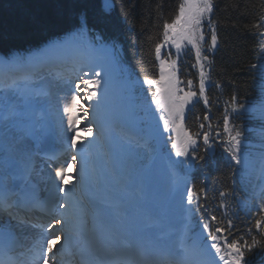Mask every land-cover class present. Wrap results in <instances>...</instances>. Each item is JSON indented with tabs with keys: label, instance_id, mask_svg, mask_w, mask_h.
Wrapping results in <instances>:
<instances>
[{
	"label": "snow or ice",
	"instance_id": "6c2138e0",
	"mask_svg": "<svg viewBox=\"0 0 264 264\" xmlns=\"http://www.w3.org/2000/svg\"><path fill=\"white\" fill-rule=\"evenodd\" d=\"M111 8L110 0H105V15L110 13ZM213 10V0H182L174 19L170 23L167 21L163 23V43H156L154 46L155 57L159 60V78L145 77L143 80L149 91L155 86V91L151 93V102L161 113L163 131L176 134L175 138L171 139V148L175 156L188 158L189 162L196 160L207 162L206 156L195 155L194 149L192 152L189 151L197 141L184 128L185 106L197 97L198 93L192 90V80L187 81V91L179 87L181 81L176 76V60L162 59L161 49L169 43L175 46L177 52L185 43L195 49L196 61L200 68L199 96L208 104L205 81L209 75L204 71L205 65L201 61H207L209 58L206 55L202 56V42H205L202 27L203 22L207 20L211 29V43L207 47L212 51L217 47L218 41L216 26L211 19ZM261 25H264V14L259 16V23L253 27L260 28ZM75 29L71 43L83 58L91 59L94 55L101 54L109 60H114L118 55L119 49L114 39L106 42L103 32L90 30L86 13L79 14L75 20ZM258 35L262 38L258 42V47L264 55V31ZM67 46L69 41L54 42L50 45L54 49ZM2 63L7 68L23 71L31 68L33 61L30 57L15 56ZM90 71L95 79L82 81L83 91L87 94L86 99L96 96V90H90V86L95 85L99 88L101 84V71L95 68ZM23 79L26 81L28 77L25 76ZM76 91L77 93L81 91L79 85L76 86ZM260 93L259 103L250 106L240 103L233 95L230 104L232 112L252 113L264 124V75L261 77ZM0 95L4 96V100L0 101V248L3 249L0 253V264H247L245 250L251 252L257 245L264 246V241H257L255 237L250 244L237 239L229 241L219 235L225 229L220 226L213 228L208 222L200 224L202 233H197L189 227L178 246L163 238L146 243L139 234L129 232L125 235L123 225L115 222V217L122 214L120 203L116 197L109 199L103 196L92 183H88L83 157L79 161L81 163L78 174L81 185L79 195L76 194L75 185L69 189L67 184H63L66 175L69 174L67 164L78 163L76 155L80 132L77 127L78 95H72L70 101L64 104V111L68 114V128L73 132L68 143L72 154L62 166L55 169L53 178L54 184L56 179L61 182L55 187L57 192L64 193L60 197L63 202L60 203L55 194L50 192L49 203L52 206L49 208L48 218L43 222L33 221L28 215L35 205V185L32 181L40 177L33 164L36 153L33 151L32 142L37 140V135L35 126L28 122L31 115L25 104L28 92L19 79L12 77L10 82L4 85ZM84 115L87 116V110ZM204 119L207 120L208 117L205 116ZM200 127L203 128L204 125L201 124ZM83 130L89 135L93 133L92 127H85ZM223 131L227 134V140L224 141L227 147L224 151L237 165L247 166L249 155L244 145V132L240 127L230 124L227 110L223 118ZM209 135V132L203 133V142L207 146L206 153L212 147ZM261 143L264 146V128L261 131ZM259 160L261 179L264 180V150L261 151ZM185 162L172 161L174 166H182ZM185 197L189 205L199 199L194 187L186 188L185 193L181 194V199ZM68 209H73V212H69ZM260 211L264 213V203L260 205ZM89 216L91 227L88 226ZM216 219L214 215L211 217L213 221ZM254 226L255 229L264 232V215L255 220ZM105 247L110 248L111 259L101 255ZM162 249L168 251L161 255Z\"/></svg>",
	"mask_w": 264,
	"mask_h": 264
},
{
	"label": "trees",
	"instance_id": "16d2710c",
	"mask_svg": "<svg viewBox=\"0 0 264 264\" xmlns=\"http://www.w3.org/2000/svg\"><path fill=\"white\" fill-rule=\"evenodd\" d=\"M15 2L22 8L26 6L23 11L25 16L18 11L19 7L12 9ZM45 2L48 5H45ZM114 2L115 9L111 8L110 13L105 15L101 8V0H0V53H9L11 57L23 56V51L42 45L41 38L50 32L54 25L62 27L65 34L72 36L76 30L75 20L80 13H86L90 30L103 32L106 42L114 39L118 45L119 52L115 59H106L107 69L115 70L113 78L117 85L124 89L125 95L133 97L134 102L151 101L152 89L148 91V85L144 84L143 80L145 77L154 79L157 75L156 68L159 64L156 67L157 64L154 62L157 61L153 54L154 46L162 39L163 23L165 21L170 23L171 18L175 16L179 0H114ZM213 2L212 21L216 26L218 41L217 47L208 55L212 56L208 79L214 83L211 88H218L212 91L218 93L217 99L214 100L222 103L217 118L221 120L226 110L228 113L231 107L229 103L231 94L236 95L238 101L246 106L258 104L260 101L262 72L259 71L254 59L259 53L258 42L262 39L258 33L264 31V25L260 28L253 25L259 23V16L264 14V0H213ZM32 5L37 9H31ZM174 53L173 58L176 59L178 53L176 51ZM177 68L181 78L184 73L192 72V61L182 59L178 62ZM233 115L242 122L246 136L250 138L245 143L247 150L250 141L260 136L262 122L248 112L242 111ZM199 133L201 135L202 131ZM215 137L225 139V136L221 135L215 134L213 138ZM212 150L211 147L207 155L211 163ZM216 162V173L220 181L226 185L230 172L220 155H217ZM244 183L249 184V180L244 179ZM246 213L247 203L240 200L236 218L240 220ZM247 229L254 233L252 223H249ZM253 237L249 236L251 242ZM232 239L241 242L244 240L242 234L228 240ZM245 257L247 264H264V246L257 245L251 252L245 250Z\"/></svg>",
	"mask_w": 264,
	"mask_h": 264
},
{
	"label": "rangeland",
	"instance_id": "374dc122",
	"mask_svg": "<svg viewBox=\"0 0 264 264\" xmlns=\"http://www.w3.org/2000/svg\"><path fill=\"white\" fill-rule=\"evenodd\" d=\"M13 6H12V9H14V8H16V7H19V9H18V11L20 12V14H23V11H25V7L24 8H22V7H20V6H18V3H14V4H12ZM45 5H48V4H46V2H45ZM31 7V9H33V8H36L37 9V7L36 6H34V5H32V6H30ZM8 11H10V10H8ZM12 11H14V10H12ZM24 16H25V14H23ZM18 16H19V14H18ZM1 25V24H0ZM64 48H59V49H54V51H56V52H58L59 54H61V52L62 51H66V48H65V50H63ZM54 51H50V52H46V53H53ZM63 53V52H62ZM97 55H100V57H98ZM97 55H94L91 59H87L86 60V62L85 63H88L89 64V62L91 63L92 62V64L90 65V69H92V68H95V70H97V71H101V84H100V86H99V88H97L95 85H91L90 86V90L91 89H95L96 90V96H100V99L99 98H95V100L97 101V102H100L101 103V105H102V108L104 109V111L106 112V116H107V114H108V104H109V102H110V94L112 93L109 89H108V87H107V84H109V81L110 80H107V78H108V76H109V74H110V72L108 73V71H105L104 70V63H103V60H104V58L105 57H103V55H101V54H97ZM75 56H77V58H80V57H82L81 55H79L78 54V52H77V55H75ZM28 57H30V58H32L31 57V55H28ZM90 69H88L87 70V74L89 75V78L88 79H95V77L92 75V73H91V71H90ZM58 81V79H55L54 81ZM54 81H52V82H50L51 84L52 83H54ZM153 88H154V91H155V86H153ZM113 90V89H112ZM51 92H52V90H51ZM50 95V94H49ZM72 95H74V93L73 92H71V96ZM71 96H70V98H71ZM47 98V97H46ZM46 98H39L38 100L40 101V102H42L43 103V100H44V104H45V106H47V100H46ZM94 98V97H93ZM4 100V96L3 95H0V101H3ZM79 101V100H78ZM91 103L89 104L90 105V107H88V110H89V112H93V109H91V104H93V101L91 100L90 101ZM57 104V103H56ZM55 104V110L58 112V113H60V112H62L63 113V111H61V109H60V107H58V106H60V105H56ZM78 106L79 107H81L82 106V101L81 102H79L78 103ZM77 106V107H78ZM49 107V109H50V105L48 106ZM58 107V109H56ZM79 110L80 109H78L77 110V113L79 112ZM155 110V106H151V114H152V111H154ZM60 111V112H59ZM84 112H85V110H84ZM84 112L83 113H79V114H77V116L79 117V126L81 125V126H83V127H86V126H89V124L87 123V116H85L84 115ZM52 114H54V113H52ZM114 114L116 115V117L119 119V120H122L123 118H124V114H126V112L123 114L120 110H119V108H118V106L117 105H115L114 106ZM59 115H61V114H59ZM67 115L68 114H66V115H64V117H63V122L62 123H64L65 125H67ZM160 115H161V113L159 114V119H160ZM161 122H163L162 120H160ZM62 123H57V126H58V124H62ZM87 123V124H86ZM153 127H155L156 128V126H154V124L152 125ZM160 129V126H157V129H155V130H157V131H160L159 129ZM84 129V128H83ZM86 134H88V133H86ZM60 137H61V139H62V137H64L65 136V134L63 133V134H58ZM87 138H90V137H87ZM64 139V138H63ZM91 139V138H90ZM34 148V147H33ZM157 163L158 162H160L161 164H162V158L161 157H158L157 158ZM251 163H252V158L249 156V160H248V162H247V166H245V165H243V169H244V171H246L250 166H251ZM159 168H160V164H158L157 165ZM165 169V168H164ZM172 172H170V174H172V178H170L169 179V183L170 184H173V183H175L176 182V186L179 184V189L180 190H182V189H184V191L186 190V188L187 187H189V184H188V181L185 179V178H183L182 176H180L175 170H171ZM180 206H181V204H180ZM182 206H183V204H182ZM180 209V208H179ZM190 227V225L188 226V228Z\"/></svg>",
	"mask_w": 264,
	"mask_h": 264
},
{
	"label": "bare ground",
	"instance_id": "6f19581e",
	"mask_svg": "<svg viewBox=\"0 0 264 264\" xmlns=\"http://www.w3.org/2000/svg\"><path fill=\"white\" fill-rule=\"evenodd\" d=\"M73 58H74V56H73ZM49 67L50 66H46L45 68L47 69ZM37 73L38 74H43V72L41 70H38ZM45 76H46V79L44 78ZM42 78H44L43 81L46 82V84H43L42 83L43 84V86H42L43 93H47V94L49 93L50 94L46 98V100H47V106H44V107H48L50 105V112H51V114L54 113V116H55L57 122L58 123L59 122L62 123L63 120H64L63 119L64 115L67 114L64 111V104L66 102L70 101V99H71L70 98V96H71L70 90H68L69 91L68 92L67 89L64 88L65 82L68 81L69 79L68 78H65L64 79L62 77H56L55 75H53L52 77L51 76H48V75H44ZM55 79H58V81L57 80L54 81ZM82 80H84V79H81L80 81L78 80L79 82L78 83H75L74 86L79 85V87H83L84 84L82 83ZM52 81H54V83L51 84L50 82H52ZM1 90H2V88H0V91ZM51 90H52V92H51ZM54 103L55 104L57 103L56 105H60L58 107H60V109H61V111H63V113L60 112V111H59L60 113H58L55 110L54 105H53ZM58 107L56 109H58ZM48 109H49V107H48ZM59 114H61V115H59ZM52 118H53V116H52ZM92 118H93V120H94V122L96 124H99V120L97 118H94V116H92ZM55 128L58 129V134H63V133L65 134V136L62 137V139L73 135V132L68 128V124L65 125L64 123H62V124H58V126H57V123H55ZM45 133L46 134H43V136H46L47 135V132H45ZM79 134H80V132H79ZM37 135L40 136L39 132L37 133ZM58 139H61V137L59 135H58ZM172 210L176 214L177 213H180L181 214L182 213V204H181V206H180V204H177V205L175 204L173 206V209Z\"/></svg>",
	"mask_w": 264,
	"mask_h": 264
},
{
	"label": "water",
	"instance_id": "95a60500",
	"mask_svg": "<svg viewBox=\"0 0 264 264\" xmlns=\"http://www.w3.org/2000/svg\"><path fill=\"white\" fill-rule=\"evenodd\" d=\"M103 8L105 9V0L103 1V4H102Z\"/></svg>",
	"mask_w": 264,
	"mask_h": 264
}]
</instances>
